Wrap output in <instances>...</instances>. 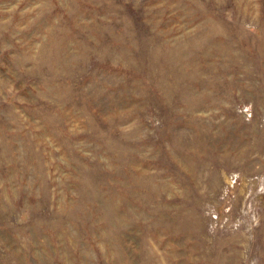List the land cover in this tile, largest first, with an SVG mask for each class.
<instances>
[{
  "label": "rangeland",
  "instance_id": "1",
  "mask_svg": "<svg viewBox=\"0 0 264 264\" xmlns=\"http://www.w3.org/2000/svg\"><path fill=\"white\" fill-rule=\"evenodd\" d=\"M0 264H264V0H0Z\"/></svg>",
  "mask_w": 264,
  "mask_h": 264
}]
</instances>
